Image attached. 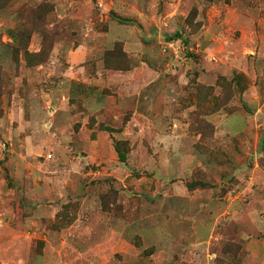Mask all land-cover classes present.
Listing matches in <instances>:
<instances>
[{
  "label": "rangeland",
  "instance_id": "obj_1",
  "mask_svg": "<svg viewBox=\"0 0 264 264\" xmlns=\"http://www.w3.org/2000/svg\"><path fill=\"white\" fill-rule=\"evenodd\" d=\"M0 264H264V0H0Z\"/></svg>",
  "mask_w": 264,
  "mask_h": 264
},
{
  "label": "trees",
  "instance_id": "obj_2",
  "mask_svg": "<svg viewBox=\"0 0 264 264\" xmlns=\"http://www.w3.org/2000/svg\"><path fill=\"white\" fill-rule=\"evenodd\" d=\"M175 37H177V38H180L181 37V34H179V33H177L176 35H175ZM121 142H116L115 143V149H116V152H117V154H118V158L121 160V161H124L125 160V155H124V153H125V151H122V149H121Z\"/></svg>",
  "mask_w": 264,
  "mask_h": 264
}]
</instances>
